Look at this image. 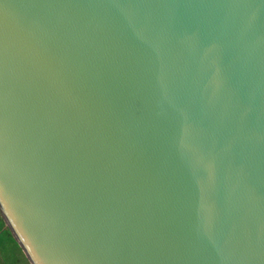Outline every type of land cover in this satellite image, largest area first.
Returning a JSON list of instances; mask_svg holds the SVG:
<instances>
[{
	"label": "water",
	"instance_id": "obj_1",
	"mask_svg": "<svg viewBox=\"0 0 264 264\" xmlns=\"http://www.w3.org/2000/svg\"><path fill=\"white\" fill-rule=\"evenodd\" d=\"M0 216L29 264H264V0H0Z\"/></svg>",
	"mask_w": 264,
	"mask_h": 264
},
{
	"label": "trees",
	"instance_id": "obj_2",
	"mask_svg": "<svg viewBox=\"0 0 264 264\" xmlns=\"http://www.w3.org/2000/svg\"><path fill=\"white\" fill-rule=\"evenodd\" d=\"M0 255L3 264H29L0 216Z\"/></svg>",
	"mask_w": 264,
	"mask_h": 264
},
{
	"label": "crops",
	"instance_id": "obj_3",
	"mask_svg": "<svg viewBox=\"0 0 264 264\" xmlns=\"http://www.w3.org/2000/svg\"><path fill=\"white\" fill-rule=\"evenodd\" d=\"M0 264H3V260H2L1 255H0Z\"/></svg>",
	"mask_w": 264,
	"mask_h": 264
}]
</instances>
